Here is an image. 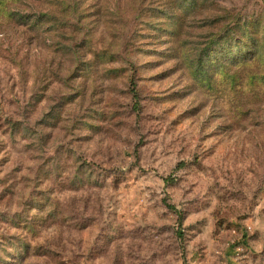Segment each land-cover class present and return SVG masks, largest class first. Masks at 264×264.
I'll list each match as a JSON object with an SVG mask.
<instances>
[{"label": "rangeland", "instance_id": "1", "mask_svg": "<svg viewBox=\"0 0 264 264\" xmlns=\"http://www.w3.org/2000/svg\"><path fill=\"white\" fill-rule=\"evenodd\" d=\"M236 19L264 0L0 8V264H264V82L191 66Z\"/></svg>", "mask_w": 264, "mask_h": 264}, {"label": "trees", "instance_id": "2", "mask_svg": "<svg viewBox=\"0 0 264 264\" xmlns=\"http://www.w3.org/2000/svg\"><path fill=\"white\" fill-rule=\"evenodd\" d=\"M8 1L12 3L25 1L38 5L47 0H0V8H4ZM38 12L36 16L35 13H31L27 18H53V15H50L48 12L41 13L40 10ZM253 26L251 24L247 25L245 21L236 19L232 25L223 27L213 36L210 43L201 50L197 58L191 61V66L194 68L193 75L198 79L201 86L207 89L218 88L220 84H217L214 79L217 74L222 73L223 78L229 79L228 85L237 87L239 86L238 79L243 78L246 80L245 86L249 87V92H259V86L264 82V73L246 71L244 74L239 75V73L229 74L226 70L229 66L241 67L240 69H243L250 67V64L259 63L264 50L261 49L260 42L258 41V33H260L262 28L264 30V23H259L254 33L250 31V28ZM172 34L174 35L176 32ZM261 36L264 38V33ZM216 55L218 57H215ZM220 58L223 59L219 60ZM211 64L215 67L214 70H210ZM241 97L244 98L245 96L242 95ZM169 208L174 210L172 207Z\"/></svg>", "mask_w": 264, "mask_h": 264}]
</instances>
